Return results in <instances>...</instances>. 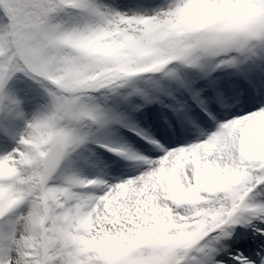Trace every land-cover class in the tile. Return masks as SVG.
<instances>
[{
	"label": "snow or ice",
	"instance_id": "snow-or-ice-1",
	"mask_svg": "<svg viewBox=\"0 0 264 264\" xmlns=\"http://www.w3.org/2000/svg\"><path fill=\"white\" fill-rule=\"evenodd\" d=\"M0 264H264V0H0Z\"/></svg>",
	"mask_w": 264,
	"mask_h": 264
}]
</instances>
